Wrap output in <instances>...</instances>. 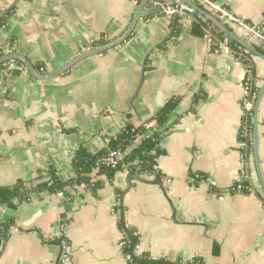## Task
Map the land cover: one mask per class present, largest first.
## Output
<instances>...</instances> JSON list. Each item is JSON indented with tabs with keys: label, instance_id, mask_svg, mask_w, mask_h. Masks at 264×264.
<instances>
[{
	"label": "crops",
	"instance_id": "obj_1",
	"mask_svg": "<svg viewBox=\"0 0 264 264\" xmlns=\"http://www.w3.org/2000/svg\"><path fill=\"white\" fill-rule=\"evenodd\" d=\"M139 3L0 0V50L16 51L39 71H51L101 35L108 41L119 37ZM216 5L264 31V0ZM191 22L183 17L176 40L157 49L168 34L169 15L139 18L124 43L49 81L24 70L0 74V186L33 180L50 168L62 180L73 178L72 160L80 149H106L127 124L142 128L168 101H178L146 154L153 172L122 168L112 179L96 176L101 187L95 194L80 186L78 194L66 192L67 199L41 192L1 204L0 223L12 226L6 239L0 234V264H128L120 221L135 230L136 252L152 259L264 264V92L256 110L257 100L253 105L256 152L253 147L245 167L238 149L245 69L211 49L204 36L192 35ZM231 26L249 44L256 41ZM255 73L260 88L259 57ZM244 171L253 190L231 191ZM128 173L160 183L131 181L122 197ZM194 174L204 183L191 184Z\"/></svg>",
	"mask_w": 264,
	"mask_h": 264
},
{
	"label": "trees",
	"instance_id": "obj_2",
	"mask_svg": "<svg viewBox=\"0 0 264 264\" xmlns=\"http://www.w3.org/2000/svg\"><path fill=\"white\" fill-rule=\"evenodd\" d=\"M137 3L141 0H136ZM200 9L212 14L216 19H218L228 30L235 34V28L231 25L234 24L236 27L243 29L246 33L252 31L255 33V42L249 44L246 40L241 39L239 36L236 37L242 42L247 43L256 52L264 55V31L259 26H254L247 20L233 15L228 7L217 6L216 0H185ZM175 4V3H174ZM9 13L6 14V16ZM4 18V17H3ZM3 18L0 20V25H3ZM182 16L178 13H172L169 15V25L168 34L166 38L162 41L157 49H162L165 47L169 40H176L180 34L181 30V20ZM191 22V34L197 37L204 36V32L207 31L216 41H225L226 45L232 50L234 56L238 58L239 62L245 68L244 79L248 80L249 84V99L252 100L253 104L256 103L258 93L260 88L256 85V73H255V58L256 56L247 50L241 42L230 38L221 28H219L211 19L207 16L195 11L190 15ZM250 35V33H248ZM108 40L105 35H101L99 39L93 41L87 47L101 45ZM215 47V46H213ZM11 50V48H10ZM4 53L0 50V56ZM12 64L14 66H12ZM38 70L41 67L35 64ZM24 70L22 65L18 62L8 61L0 64V74L2 72H7L9 74H19L20 71ZM177 100H170L166 105H164L155 115L154 119L156 125L159 128L156 130L152 138L142 141L138 146L130 149V151L120 160L119 165L115 168L107 167L100 163V159L107 154L108 148L120 147L121 149L128 148L133 142L136 135L143 132V128H134L132 125L127 124L124 129L118 134L116 139L111 140L106 149L100 150L96 153H91L87 149H80L74 156L72 160V166L75 169V177L62 180L58 172L52 168L46 171H39L38 175L33 180L28 181H18L12 186H0V205L9 203L12 199L18 198L19 200H27L29 196L33 193H47V194H57L65 192L66 187H73L74 185L82 186L83 188L91 191L93 194L101 187L99 180H96V176L104 175L108 178L113 177L114 173L122 170L120 164H126L129 162L136 161L141 172H153V168L147 162L146 154L152 147L159 141L162 137L163 129L169 114L173 108L177 105ZM252 113H248L242 117L240 126V137H239V152L244 160L252 154V140L251 134L253 132L252 128ZM130 172H134L135 167H129ZM241 193L248 194L253 189L252 184L247 178L241 181ZM69 197V196H68ZM12 226V221H6L0 223V234L6 239L8 230ZM119 229L122 233L123 242V253L129 256L128 264H166V259H159L161 262H153L148 253H137V235L133 228H127L124 223L119 222ZM175 264H180L175 262Z\"/></svg>",
	"mask_w": 264,
	"mask_h": 264
},
{
	"label": "water",
	"instance_id": "obj_3",
	"mask_svg": "<svg viewBox=\"0 0 264 264\" xmlns=\"http://www.w3.org/2000/svg\"><path fill=\"white\" fill-rule=\"evenodd\" d=\"M176 1L180 4H185V5L189 6L190 8H192L194 11H197V12L207 16L219 28H221V30H223L230 38L236 40L237 42H241L236 37V35L234 33H232L230 30H228L212 14L206 12L203 9H200L199 7H197L191 3L186 2L185 0H176ZM173 6H174V1H171V3H168L169 8H172ZM150 15H160V16L165 17V16H168L169 14L166 11H164L163 8L159 4L150 3L148 0H141L137 6L135 12L133 13L128 26L126 27L124 32L119 37H116L115 39L109 40V41H107L101 45H98V46L88 47V48L84 49L83 51H81L80 53H78L77 55H75L72 58L65 61L59 67H57L51 71H45V72L39 71L37 66L34 63H32L24 55H22L16 51H11V52H8V53L1 55L0 56V64L8 62V61L18 62L22 65L24 71H26L31 78L38 80V81H49L51 79H54V78H56V77H58L64 73H66L68 71V69L71 66H73L74 64H76L77 62H79V61H81L87 57H90V56L104 54L109 49H112L114 47L121 45L131 36L137 20L139 18H143V17L150 16ZM248 33H250V35H252V36H256L255 33L252 31L248 30ZM242 44L247 50L252 52L256 57H259V58L264 60V55H262L259 52H256L247 43H242ZM263 92H264V84L262 85V87H260L258 97H257V103H256L254 110H256L258 100L260 99ZM253 122L255 123V118L253 119ZM255 137L256 136L254 135V143H253L254 152H256V138ZM131 181H139V182H143V183H152V184H159L160 183L159 179H155L154 181L149 182V181H146V180H144V179H142V178H140L134 174L128 173L126 175V185L127 186H126L125 191L122 194V197H123L124 193L131 187ZM153 262H161V261L159 259H155ZM165 263L166 264H175L174 262H171V261H166Z\"/></svg>",
	"mask_w": 264,
	"mask_h": 264
},
{
	"label": "built area",
	"instance_id": "obj_4",
	"mask_svg": "<svg viewBox=\"0 0 264 264\" xmlns=\"http://www.w3.org/2000/svg\"><path fill=\"white\" fill-rule=\"evenodd\" d=\"M161 1V0H160ZM160 1L158 2V0H155L154 3L159 4L164 11H166L169 15H171L172 13H178L180 16L185 17V16H190L192 15L195 11L190 8L189 6L185 5V4H180L178 3L176 0H174V6L172 8L168 7V2L166 3H160ZM162 2V1H161ZM204 37L206 38V40L208 41V43L210 44L211 49H213L215 52H222L224 54H227L229 56L234 57V59L236 61H238L239 59L236 58L232 52V50L226 45V42L224 41H216L209 32L205 31L204 32ZM93 42V41H92ZM215 46V47H213ZM88 48V47H87ZM244 67V66H243ZM245 69V68H244ZM246 72V71H245ZM249 95V84H248V80L247 79H243V98H242V109L244 114H248V113H252L253 110V102L252 100L249 99L248 97ZM143 128V132L139 133L138 135L135 136L133 142L131 143V145L126 148V149H121L120 147H114V148H108L107 150V154L102 157L100 159V163L104 164L107 167H111V168H115L116 166L119 165L120 160L130 151V149L138 146L142 141H145L147 139L152 138L153 133L158 130L159 128L156 125V121L154 118L145 121L142 125ZM121 167L123 169H127V171L130 172L129 167H135L134 172L137 173V175H142L143 172L140 171V168L137 164L136 161L134 162H129L126 164H120ZM246 167V162L244 159H242V166ZM244 177L237 181L236 183H234V185H232L231 187V191L233 192H241V181L244 178H247L248 174L247 171H244ZM145 173V172H144ZM75 177V176H74ZM203 178H201L200 175L198 174H194L191 177H189V182L191 184H201L204 183ZM80 186H74V187H67L65 188V192H69L70 194L75 193L78 194V190H79ZM59 194L60 197H64L65 199H67V196L63 193H57ZM219 199L223 198V195H218ZM60 244L62 246V250L66 248L65 243L61 240ZM121 247H122V251H123V242L121 241ZM127 258V260L129 259V256L124 254ZM62 257L65 258L66 254L63 252Z\"/></svg>",
	"mask_w": 264,
	"mask_h": 264
}]
</instances>
